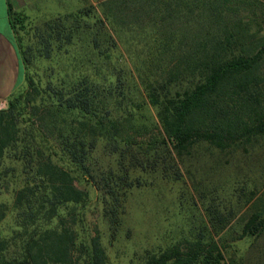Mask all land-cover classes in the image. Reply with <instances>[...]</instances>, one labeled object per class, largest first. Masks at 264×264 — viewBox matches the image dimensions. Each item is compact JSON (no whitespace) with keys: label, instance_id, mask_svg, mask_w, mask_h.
Here are the masks:
<instances>
[{"label":"trees","instance_id":"1","mask_svg":"<svg viewBox=\"0 0 264 264\" xmlns=\"http://www.w3.org/2000/svg\"><path fill=\"white\" fill-rule=\"evenodd\" d=\"M9 14L24 83L0 108V264H108L92 200L116 237L134 169L178 180L196 149L264 139V0H101L35 24L28 44ZM260 200L241 239L264 233ZM206 217L141 264H241L215 237L228 215Z\"/></svg>","mask_w":264,"mask_h":264},{"label":"rangeland","instance_id":"2","mask_svg":"<svg viewBox=\"0 0 264 264\" xmlns=\"http://www.w3.org/2000/svg\"><path fill=\"white\" fill-rule=\"evenodd\" d=\"M100 1L25 0L26 7L21 12L25 28L20 31L24 44L33 41L31 29L35 24L89 3L98 6ZM97 155L104 168L116 166L115 156L102 150ZM180 166L183 176L178 180L164 175L159 167L134 169L137 185L130 190L123 224L116 237L110 236L101 206L91 201L88 220L101 231L108 264H141L146 252H157L180 239L193 238L208 220L210 206L229 217L215 237L227 242L241 264H264V233L240 238L250 213L258 205L263 207L260 199L264 198V139L247 153L225 154L201 147ZM252 191L256 195L248 201ZM2 199L8 197L2 195ZM10 222L8 219L2 225L6 233L11 228Z\"/></svg>","mask_w":264,"mask_h":264},{"label":"crops","instance_id":"3","mask_svg":"<svg viewBox=\"0 0 264 264\" xmlns=\"http://www.w3.org/2000/svg\"><path fill=\"white\" fill-rule=\"evenodd\" d=\"M10 4L16 12L26 7L25 0H0V108L24 83V64L18 38L10 22Z\"/></svg>","mask_w":264,"mask_h":264}]
</instances>
